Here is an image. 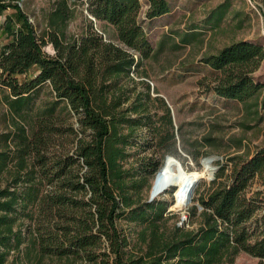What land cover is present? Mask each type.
<instances>
[{
	"label": "trees",
	"instance_id": "1",
	"mask_svg": "<svg viewBox=\"0 0 264 264\" xmlns=\"http://www.w3.org/2000/svg\"><path fill=\"white\" fill-rule=\"evenodd\" d=\"M15 1L0 0V18L10 8L18 13L3 25L8 43L0 51V87L19 114L45 85L53 98L31 134L21 125L17 133L2 135L0 264L44 258L73 264H234L241 253L264 264V189H253L256 181L264 182V146L221 166L191 208L199 221L194 229H170L167 204L144 199L161 169L153 157L130 161L144 130H152L160 158L179 151L167 103L160 100L162 116L152 114L150 87L138 90L132 75L154 51L136 20L140 1L55 0L40 33ZM148 4L149 21L171 12L169 0ZM77 14L84 16L82 33L68 38L67 26ZM218 15L220 21L223 12ZM47 45L54 55L44 51ZM263 60L261 45L240 41L202 63L216 73L212 90L219 97L248 103L263 89L252 76Z\"/></svg>",
	"mask_w": 264,
	"mask_h": 264
},
{
	"label": "rangeland",
	"instance_id": "2",
	"mask_svg": "<svg viewBox=\"0 0 264 264\" xmlns=\"http://www.w3.org/2000/svg\"><path fill=\"white\" fill-rule=\"evenodd\" d=\"M139 1L136 20L154 51L150 58L143 61L138 72L132 75L139 83L138 90L145 92L150 87L152 114L162 116L164 110L160 100L167 103L179 152L177 157L160 158L155 153L152 130L146 128L144 138L137 143L139 147L131 149V153L138 154L130 161L135 163L140 157H153V160L161 163L159 173L149 180L144 199L152 198L167 204L165 220L170 229L175 226L194 229L198 227L199 221L191 216V208L198 205V199L209 191L221 166L230 163L229 159L234 156L250 157L264 146V60L252 75L256 82L263 84V89L258 97L248 103L219 97L212 90L216 73L202 63L203 58L218 54L226 46L240 41L256 43L264 49L263 0H169L171 12L152 21L146 17L148 0ZM54 2L55 0L15 1L37 33L46 28V18L52 11ZM222 12L223 18L218 21V14ZM7 16L17 20V10L10 8L0 18V51L8 43V36L3 29ZM17 24L21 25L20 22ZM83 26L84 16L77 14L67 26L68 38L78 37ZM96 27L104 30L101 22H97ZM107 29L111 36H115L112 27ZM112 39L115 40L114 37ZM44 51L50 55L55 54L51 45L45 46ZM8 95V91L0 87L2 149H6L2 135L17 133L21 125H25L31 134L32 126L42 108L53 98L50 86L45 85L35 94L31 105L19 114L10 108L6 101ZM208 158L213 159L211 174L205 172L203 164ZM174 175L186 176V182L195 175H201L191 202L188 196L182 206L178 204L184 188L172 182ZM253 189H264V182L256 181ZM162 190L164 194L159 195ZM199 210H202L200 206ZM122 225L127 228V222H122ZM259 262L256 257L241 253L234 264ZM16 264L73 263L44 258L33 262L24 259V262L18 261Z\"/></svg>",
	"mask_w": 264,
	"mask_h": 264
},
{
	"label": "bare ground",
	"instance_id": "3",
	"mask_svg": "<svg viewBox=\"0 0 264 264\" xmlns=\"http://www.w3.org/2000/svg\"><path fill=\"white\" fill-rule=\"evenodd\" d=\"M212 160L211 158L205 159L204 160V169L205 172H207L208 174H211V171L213 170V165H212ZM201 175H195L194 177H192L188 182L187 181V177L183 176V177H177V176H173L172 177V182L175 184H180L183 186V195L181 198L180 203L178 204V206H182L185 204L186 202V197H188V192L189 190L193 187V185L195 184L196 181H198L200 179ZM186 182V185L185 183ZM185 186V187H184Z\"/></svg>",
	"mask_w": 264,
	"mask_h": 264
},
{
	"label": "water",
	"instance_id": "4",
	"mask_svg": "<svg viewBox=\"0 0 264 264\" xmlns=\"http://www.w3.org/2000/svg\"><path fill=\"white\" fill-rule=\"evenodd\" d=\"M169 156L166 157V159H168ZM199 184V181H196L195 184L193 185V187L189 190L188 192V196H189V201L191 202L192 198H193V192L195 191L197 185Z\"/></svg>",
	"mask_w": 264,
	"mask_h": 264
}]
</instances>
